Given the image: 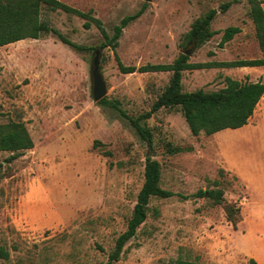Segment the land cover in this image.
I'll return each instance as SVG.
<instances>
[{
    "label": "rangeland",
    "instance_id": "374dc122",
    "mask_svg": "<svg viewBox=\"0 0 264 264\" xmlns=\"http://www.w3.org/2000/svg\"><path fill=\"white\" fill-rule=\"evenodd\" d=\"M61 1L92 10L109 34L147 7L124 29L117 52L100 49L105 38L94 22L87 28L81 16L47 5L41 20L88 49L52 32L0 47V124L24 122L34 140L13 161L0 151V246L10 253L0 264H104L128 228L149 151L161 163V186L175 195L151 198L146 221L115 264H264V96L246 125L212 135H194L179 107H163L141 121L151 142L113 106L139 117L173 74L123 73L116 53L136 66L172 63L185 50L190 62L262 57L248 0ZM212 8L218 33L198 46L187 34ZM229 26L241 32L220 47ZM96 54L113 104L94 100ZM226 77L264 81V66L187 69L183 89L220 90ZM177 147L184 151L172 153ZM217 188L221 203L195 195Z\"/></svg>",
    "mask_w": 264,
    "mask_h": 264
},
{
    "label": "trees",
    "instance_id": "16d2710c",
    "mask_svg": "<svg viewBox=\"0 0 264 264\" xmlns=\"http://www.w3.org/2000/svg\"><path fill=\"white\" fill-rule=\"evenodd\" d=\"M237 1V0H235ZM249 15L254 23L256 38L261 49L264 51V0H248ZM232 1L222 4L223 12L227 11ZM43 5L52 10H64L86 19L85 27L89 28L94 22L101 31L105 42L100 49L111 47L117 52L119 39L124 29L134 20L138 19L146 10L144 4L138 11L125 15L118 24L113 27V34L105 27L100 18L92 14V10L84 11L71 6L61 0H0V47L15 43L17 41L33 38L38 39L43 33H54L62 42L77 49H88L68 39L57 28L41 20ZM218 10L210 9L204 15L198 17L192 24L187 37L195 41L198 46L204 44L216 33L211 24L216 17ZM241 32L239 26H229L225 29L220 47L234 38ZM117 61L121 72H167L171 71L170 83L159 96L151 110L139 117H131L125 110L107 100L106 97L100 100L103 104H113L122 116L129 119L138 134L149 142L153 141V134L149 128L141 123L143 119L150 118L156 111L163 107H179L185 117L191 132L199 135L202 132L212 135L224 129H236L246 125L254 115L256 108L264 96V81H240L232 77H226V85L220 90L205 91H184L183 71L187 69H199L207 67H246L264 66V55L254 59H239L231 61L212 62H190L189 55L181 53L172 63L146 64V65H125L116 53ZM34 147V140L30 135L24 122H9L0 124V151H10L11 156L7 161H13L26 150ZM184 148L172 149V153L182 152ZM110 153V152H108ZM145 180L139 191L132 216L128 222V228L116 240L115 249L110 253L104 264H115L120 260L126 243L133 238L138 228L148 216L149 203L153 196L168 198L175 195V192L161 186L162 166L161 163L148 157L145 165ZM196 196H208L221 203L224 198V190L221 188L203 190L200 189ZM10 253L4 246H0V260L9 258ZM175 264H202L197 261L178 259ZM248 264H260L255 258H250Z\"/></svg>",
    "mask_w": 264,
    "mask_h": 264
},
{
    "label": "water",
    "instance_id": "95a60500",
    "mask_svg": "<svg viewBox=\"0 0 264 264\" xmlns=\"http://www.w3.org/2000/svg\"><path fill=\"white\" fill-rule=\"evenodd\" d=\"M151 1V0H146ZM187 55H190L192 52L191 50H185L184 52ZM100 54H96L93 59V67H92V76H93V95L95 101H100L102 98L107 96V84L103 78V75L100 72ZM152 153L149 151L148 156L151 157Z\"/></svg>",
    "mask_w": 264,
    "mask_h": 264
},
{
    "label": "crops",
    "instance_id": "0c3cea01",
    "mask_svg": "<svg viewBox=\"0 0 264 264\" xmlns=\"http://www.w3.org/2000/svg\"><path fill=\"white\" fill-rule=\"evenodd\" d=\"M263 98V97H262ZM261 101V100H260ZM260 103V102H259ZM259 105V104H258ZM257 109V108H256Z\"/></svg>",
    "mask_w": 264,
    "mask_h": 264
}]
</instances>
